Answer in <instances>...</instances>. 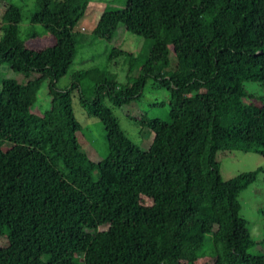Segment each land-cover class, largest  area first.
Instances as JSON below:
<instances>
[{
	"label": "trees",
	"instance_id": "trees-1",
	"mask_svg": "<svg viewBox=\"0 0 264 264\" xmlns=\"http://www.w3.org/2000/svg\"><path fill=\"white\" fill-rule=\"evenodd\" d=\"M87 1L32 0L28 25L52 38L36 49L25 45L36 33L20 30L18 7L0 10V64L16 75L0 76V264H264V253L251 251L256 241L237 199L262 168L222 179L215 158L231 150L264 156V96L253 103L243 88L245 81L264 87V0L108 7L89 40L108 41L121 26L146 40L145 53L107 50L106 61L124 55L123 82L91 65L58 87ZM146 79L167 92L168 120L131 117L151 132L142 148L110 106L137 99ZM43 81L47 106L34 111ZM73 92L102 125L106 152L97 161L78 143Z\"/></svg>",
	"mask_w": 264,
	"mask_h": 264
},
{
	"label": "rangeland",
	"instance_id": "rangeland-1",
	"mask_svg": "<svg viewBox=\"0 0 264 264\" xmlns=\"http://www.w3.org/2000/svg\"><path fill=\"white\" fill-rule=\"evenodd\" d=\"M32 0H0V10L2 4L9 3L18 7L21 15L19 23L20 30L34 31L36 36L28 38L25 45L29 48H41L52 43L51 36L41 28L40 25H28L25 18L26 13L31 7ZM125 0H88L82 15L72 28L74 36L77 39V50L68 66L66 72L58 78L56 86H64L69 80V73L73 70L86 66H97L105 71L114 74L115 80L123 82L125 80V62L124 55L118 54L109 61L105 60V53L110 47L133 54H144L146 40L140 36L124 31L118 26L111 38L91 39L89 40L90 29L93 27L98 15L106 8H115L122 6ZM173 57L170 56L168 70L172 69ZM100 68V69H101ZM0 76L14 77L8 64H0ZM219 81V79H218ZM45 82H41L38 88L34 111H39L47 106L48 95L45 88ZM226 85V81H220L216 84L218 89ZM243 88L248 94L249 101L258 102L264 96V87L256 82L245 81ZM213 89V88H212ZM167 92L164 88L151 84L150 79H146L139 97L128 104L122 106H110L113 116L116 118L120 130L132 142L139 147H146L151 139V132L143 126L135 123L131 117H138L146 113L150 117H158L162 120H168L167 117ZM106 103V102H104ZM72 112L78 121L80 128L76 132V137L80 148L86 153L89 159L97 161L103 157L106 152L105 134L101 123L93 116L85 114L77 102V96L73 92L71 96ZM15 140L5 141L1 148H9ZM215 158L218 162V172L222 179L247 170L261 167L262 171L255 175V178L245 188L237 194L239 201L238 215L246 222V227L250 237L255 240L251 251L264 253V156L256 152H242L231 150L227 152H216ZM141 203H148L149 199L140 196ZM5 244V239L0 237V246ZM184 262L182 261L181 264Z\"/></svg>",
	"mask_w": 264,
	"mask_h": 264
}]
</instances>
